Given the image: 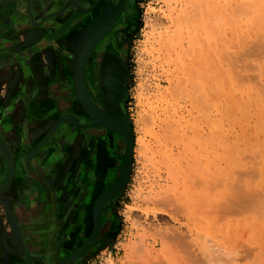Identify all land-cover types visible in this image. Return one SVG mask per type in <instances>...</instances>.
Returning a JSON list of instances; mask_svg holds the SVG:
<instances>
[{"label":"rangeland","instance_id":"obj_1","mask_svg":"<svg viewBox=\"0 0 264 264\" xmlns=\"http://www.w3.org/2000/svg\"><path fill=\"white\" fill-rule=\"evenodd\" d=\"M64 1L47 0V7L44 10L37 14L32 11L35 14V19L41 18L42 13L49 11L51 8H59ZM229 1L231 0H219V2L218 0H199V2L197 0H139L138 28L135 32L132 31L126 36L129 59L128 66L124 71V90L121 95L123 98L121 108L122 118L129 122L134 139L140 132L139 134L142 135L147 149L145 153L138 154L135 151L136 145L134 141L131 168L127 182L116 194L112 196L107 194L106 198L101 199L102 202L106 199L109 200H106L103 210L106 212L109 208L111 211L110 218L114 227L113 232L101 240L95 239V241H89L90 223L87 217L83 219L81 217L79 219L81 222L79 221L80 223L73 225L71 230L64 231L62 237L59 239V244L63 245L65 243L64 245L68 248L67 255L70 254V256L67 260L70 259L71 262L79 264H264V194L262 192L264 190V177H262L264 176V171L262 175L260 172L258 173L262 168L264 170V155H262L264 154V40L258 39L259 41H252L254 39L252 38L249 42L248 39L250 38H248L244 42L246 48L242 47V49L238 50L239 48L235 47L236 49H234L237 50L236 53L238 54L230 56L231 59L228 55H224L223 51H225V48L223 47L226 46L224 44L226 40L223 42L222 40L224 39H221L223 33L226 32L225 39H228V37L232 36L231 33L234 29L232 26L236 25L234 23L239 24L242 19V23L240 22L239 25L246 24V22L252 20L250 16L253 13L246 12L247 9L244 10L245 6L239 5V3H237L239 6L236 4L231 5L233 7L238 6L237 9L241 8L245 12L243 13L244 16H242L241 9L240 11L238 10L241 14V19H239L238 15L240 14L236 13L238 21L235 18L237 9L231 8L229 13L228 8L231 6L228 5L229 7L226 8L225 2L228 3ZM259 1L257 2L259 3ZM20 2L21 0H11L9 5L3 4L1 6L2 9H7L8 6L10 8L9 13H13L15 10L17 21L13 20V23L16 22L20 26L24 25V27L18 29L14 43L12 40L11 45L8 47L9 49L6 48L7 52L3 59H0V107L2 108V104L9 103L7 109L0 112V123L5 125V136H0V140L6 142L16 156L21 152V149L17 147L20 140L18 135V131L21 128L20 123H24L26 120L25 126L28 131L31 122L36 121L30 119V116H28L29 103L32 102L33 98L35 102L44 103L45 106L52 105L53 101H56L57 87L53 88L55 82L52 75L53 70L50 68L49 73H44L45 67H52L48 58L51 59L55 51L53 53L49 51L47 55H44V59L41 61L42 64H36V67L35 65L32 67V62H29L28 59H16V62H14L13 60L15 59H11V57L18 56L19 58H24L25 51H32L31 46L41 42V39L46 37L45 33L48 30L51 31L50 35L53 37L56 33L53 26L58 22L56 17L58 16L61 19L59 12L49 17L51 19L46 20V24L43 26L34 27L32 30L27 31L26 23H30L29 17L27 19L25 12L21 10ZM32 2V4H40L39 0ZM196 2L199 4L196 5ZM238 2L240 1L238 0ZM200 4L203 5L201 6ZM246 7H249V4ZM200 8L202 12H200ZM26 10L30 12L27 7ZM231 11H234V13L232 12L233 14H231ZM223 13L225 14V18ZM246 13L251 15L248 17ZM189 16L190 19L187 18ZM233 17L237 20L236 22H234ZM157 18H160V27L158 28H161V30L155 29L152 31L150 28L151 24L149 23L158 21ZM3 19L6 25H9L10 20H12L9 15H4ZM262 21L264 23V18ZM232 22H234V25H232ZM228 25L232 31L228 29ZM175 26L182 27L187 32L189 31L191 33L188 34L190 37L187 36V40H184L180 47L176 44L174 45V39L167 48H161L159 52L155 49L152 50L155 47V38L153 39V37L157 36L158 31H163L164 28L173 30ZM104 31L105 29L100 28L93 30L91 34V46L100 38ZM32 36L34 37L32 38ZM190 42H196L197 44L195 53H191L190 51L192 48ZM227 42L229 41L227 40ZM258 42L262 46L256 45ZM229 45H231V42ZM171 46L175 48L168 49ZM227 47L230 48L228 45ZM151 50L154 52H151ZM181 50L182 52L180 53L179 51ZM181 57L184 58L181 59ZM249 60L257 66L252 65ZM258 62L259 64H257ZM56 65L59 69L58 73L63 80L62 82H65L66 78L63 75L64 70L60 57L56 59ZM245 65L247 70L244 67ZM258 66L259 70L256 69ZM219 67L224 71H220ZM243 67L246 72L244 70V72L241 71ZM230 69H232L233 74H240L239 78L236 75L233 76L238 81H241V84H244H242L243 87L239 82L238 84L236 83L238 88L236 86L234 88V85L230 83ZM34 70L39 71V73H35ZM213 70L214 72H212ZM250 70L255 71L251 72ZM245 73L248 74L245 75ZM32 74H35V77L39 78L44 76L42 77L44 85H39L38 81L33 83L34 78ZM258 74L260 75L258 76ZM218 76L222 77L223 85L225 84L226 87H220L217 84ZM247 76L250 81L247 80ZM181 82H184V84H181ZM231 86H233L231 89L233 92L229 89ZM247 86L252 89L254 88L256 92L263 95V97L259 96L260 100H262L261 105H258L254 101L250 104L249 100L245 99ZM37 91L39 94L35 95ZM69 92L72 98L70 101H73L72 90L67 93L69 94ZM139 92H141L140 98L137 96ZM242 100L243 102L247 100L246 102L250 105H246V107H243L245 106L243 105L241 107L242 110L241 108L237 109L234 104H238L239 101V104H242ZM54 108L56 109V113L61 114L57 103ZM231 108L233 111L230 110ZM50 110L48 108L45 111L52 113ZM233 112L235 115H238L237 118L234 117L237 122L233 119V116L230 117L228 114H232ZM250 116L251 118H249ZM204 117L205 119L203 120ZM206 117L208 120H206ZM86 119L91 121L90 117ZM248 123L250 124L249 126ZM66 124V127L61 126L55 131L47 147L33 161L32 171L29 176L27 175L28 177H25L21 171V166L17 168L18 175L20 176L19 179H24L25 182L14 190H11L9 198L12 200L10 201L11 204L10 202L6 205H1L0 203V228L9 240L12 237L14 240H18V244H16L17 248L24 246L21 243V227L13 219V197L15 198L14 204H16L17 210L24 205H28L33 211L41 212L44 209V200L49 192H51L50 189L54 193L58 192L57 189L65 187L66 182L71 177L70 161L67 160L65 155L63 156L65 152L64 146L68 144L64 138L66 135L65 130L68 129V126L72 127V129L76 127L69 123ZM239 124L245 127V133L240 131L242 127ZM211 127L212 129L214 127L213 131L216 136L211 135L209 131ZM31 129L34 128L31 127ZM220 131L223 132V138H221L223 140L219 139L217 134ZM198 138H202L203 141ZM204 139L206 140L204 141ZM196 140L198 143L200 141L199 144L202 145L207 144L209 140L208 143L221 144V146L224 144V147L239 143L238 146L241 150L239 149L238 151V157L240 158L236 166L238 168L230 169V166H227V163H231V158L218 157L214 159L210 156L208 163L205 162L206 160L202 161L204 155H202V151L204 150L202 146H197ZM72 144H74V139L72 140ZM200 148H202V151ZM258 154L259 156H257ZM228 156L234 157L230 154ZM241 157H245V159H241ZM241 165L243 166L241 167ZM4 168L5 164L0 160V173ZM198 169L202 171H198ZM252 169L254 170L252 171ZM220 170L222 174L217 175ZM232 170L233 173L235 172L234 174ZM195 175L199 178L195 177ZM206 175L207 179L205 178ZM230 176H232V179ZM217 177H223L221 180L227 182V184L225 183L226 185H218V188L220 186V190L216 188L218 182L215 181ZM227 177L233 182L234 177L238 178H235L237 185H233V189L241 186V188L236 190L237 194L235 193L238 200L234 198V194L232 195L233 201L235 199L233 203L230 193H234L235 191L233 192V189L229 187L230 180ZM204 178L205 182L202 183L200 180L203 181ZM220 178L217 181H220ZM248 179L253 183L250 182L251 189L253 190H250L252 197L249 193L245 194L246 191L244 190V194L242 193L243 186L245 190L249 187L250 183ZM238 181H244L245 183H238ZM261 182L262 184H260ZM220 184L222 183L220 182ZM48 187L50 189H47ZM66 187L68 186L66 185ZM105 189L107 188H104L98 195L103 194ZM238 193H241V196ZM257 196L259 197L258 202L256 200ZM220 202L222 203L220 204ZM217 204L220 205L217 206ZM261 204L262 207L260 206ZM202 208L208 212L211 210L213 214L203 212ZM219 208L221 209L219 210ZM231 208L233 209L230 210ZM221 210L223 211L221 212ZM256 217L258 218L257 220ZM234 228L236 229L235 231ZM232 232H235V236ZM13 258V260H16V262L13 261V264H32L35 260L32 255H26L25 247L23 250H19L18 255L13 254ZM9 261L2 260L0 264H11Z\"/></svg>","mask_w":264,"mask_h":264},{"label":"flooded vegetation","instance_id":"obj_2","mask_svg":"<svg viewBox=\"0 0 264 264\" xmlns=\"http://www.w3.org/2000/svg\"><path fill=\"white\" fill-rule=\"evenodd\" d=\"M10 1L11 0H0V59H3L7 52L6 48L11 45L12 40L14 43L18 29L24 27V25L20 26L16 22L13 23V20H16L15 10L13 13H9L10 8L8 6L7 9L1 8L3 4L9 5ZM32 1L34 0H31V2ZM39 1L41 4L44 0ZM68 1L70 0H65L59 8H51L41 15V18H43L48 15L50 11H57L59 9L61 19H59L58 16L56 17L58 22L53 26L54 31H56L53 37L50 35L51 31L48 30L47 33H45L46 37L42 38L41 42L31 46L32 51H25L24 58H19L18 56L11 57V59H15L13 60L14 62H16V59L29 60L39 59V57L40 59H44V55H47L49 51H52V53L55 51L53 53L54 56L51 58L52 67H45L44 73L46 74L49 73V70H53L52 75L55 81L53 88L55 86L57 87L56 103L61 110V114L64 112V109H66L76 117L78 122L87 126L86 129H80L76 126L75 129H72V127L70 128V126H68V129L65 130L66 135L64 139L65 141L67 140L68 144L64 146L65 152L63 156L65 155L71 164V177L69 181L66 182L68 187H66V185L62 187V189L59 187L56 193L48 187L47 189H50L51 192H49L48 196L45 198L44 209L41 212L33 211L28 205H24L17 210L16 204H14L15 198L13 197V219L16 223H19L21 227V243H23L25 247L26 255H32L35 259L32 264H79L77 262H71L70 259L67 260L70 256V254L67 255L68 248L64 245L65 243L63 245L59 244V239L62 237L64 231L71 230L73 225L80 223L81 221L79 219L81 217V219L87 217L89 220V241H95V239L101 240L103 237L113 232L114 227L111 223L110 209L108 208L106 212L102 209L100 213L101 228L95 232L91 208L94 201L100 197L98 194L104 188H107L116 177L118 169H120L121 163L123 162L125 149L124 140L120 136L103 127H93L92 118L91 121L87 120L86 118L89 117L75 110L72 105L73 101L70 104L72 98L70 92L69 94L67 93V87L70 89L71 86L69 80L71 76L73 51L82 39H84L85 31L89 30L90 32L88 34L91 37L94 29H105L100 38L88 48L89 55L85 65L84 78H86L85 82H87L86 84L91 98L104 113L110 116L123 117L121 108V101L123 98L121 95L124 90V71L128 66L129 59L126 36L132 31L135 32L138 28L137 21L140 2L139 0H130L124 7H119L116 5L117 0H78L85 10L81 11V9L77 8L74 4L63 8ZM32 3L30 12H35L33 7L38 8L40 4L36 5ZM20 5L21 10L25 12L26 18L28 19L29 12L26 10L27 6L24 0H21ZM46 5L47 1L42 8L39 6V10L36 12L38 13L44 10L47 7ZM4 15H9L11 17L12 20H10L9 25L3 22ZM48 19L51 18H45L41 26L46 24V20ZM26 24L28 28L27 31L34 28V26H30L32 24L28 22ZM4 40H9L11 42L3 45ZM58 57L61 59L64 70L63 75H65V83L67 86H65L64 82L62 83L63 80L58 73L59 69L56 65V59ZM109 69L113 70V74L118 78L120 88L114 101H108L106 89L103 86V81ZM83 117L84 119H82ZM61 126L66 127L67 124L65 123ZM73 139L74 144H72ZM0 142L2 141L0 140ZM104 157H106L105 160H108H106L108 165H106L105 169H107V171L105 172H103V168H101L104 166L103 163H101ZM19 166H21V171L24 173L25 177L27 175L29 176L31 173V171L25 170L15 157V168L11 184L13 185V190L25 182L24 179H19L20 176L17 170ZM5 173L6 167L0 173V177L3 178V176L6 175ZM3 182L4 180H1L0 185ZM11 187L12 186H10L7 193L3 194L2 197L0 196L1 204H6V199L7 202L12 201L9 199ZM17 241L13 238L9 240L8 237L3 235L0 228V263H2V260H10L11 264H13V261L16 262V260H13V254L18 255L19 250L24 249V247L17 248Z\"/></svg>","mask_w":264,"mask_h":264},{"label":"bare ground","instance_id":"obj_3","mask_svg":"<svg viewBox=\"0 0 264 264\" xmlns=\"http://www.w3.org/2000/svg\"><path fill=\"white\" fill-rule=\"evenodd\" d=\"M3 1H8V0H3ZM46 1L47 0H44V1H42L41 2V4L39 5L41 8H42V6H44V4L46 3ZM130 0H117V3H116V5L117 6H119V7H124L128 2H129ZM191 1V0H190ZM198 2H199V0H197ZM240 2H238V0H231V1H229L228 3L227 2H225V5H226V8L227 7H229L228 5H233V4H236V5H238L237 3H239V5H241V6H245V8H244V10L245 9H247L246 10V12H249V13H252V15L254 16V14H255V16H254V18H253V16L251 15V14H248V13H246V15L248 14V17L250 16V18L252 19L251 21H248V22H246V24H243V25H239L240 24V22L242 21V19H241V14L238 12V10L240 11V9H237V7L239 6H237V7H233V6H231V7H229L228 8V11H229V13H230V10H231V8L232 9H237V12H235V14L236 13H239L240 15H238L240 18L239 19H241V21L239 22V24L238 23H234V22H236L237 20H238V18H237V14H236V17L235 18H237V20H235V18H234V22H232V25H234V24H236L235 26H232V27H234V29H233V31L231 30V28H230V24L228 23L229 22V20H228V29H230L231 31H232V33H231V37H228V39H225V34H226V32L225 33H223V37L221 38V39H224V40H222L223 42H224V44L226 45L225 47H223V48H225V51H223L224 52V55H228L229 56V58H230V56H232V55H235V54H238V53H236L237 52V50H235L236 48L235 47H237V48H239L238 50H240V49H242V47L243 48H246L245 47V40H247L248 38H250V39H248L249 40V42L252 40V38H254L252 41H254V40H256V41H259V40H264V23H263V21H262V19L264 18V0H260V1H262V2H260L259 0H257V1H259V3L256 1V0H239ZM241 1H242V3H241ZM255 2V3H253V2ZM24 2L26 3V6H27V8H28V10L30 11L31 10V0H24ZM109 2V1H108ZM198 2H196L195 4L196 5H198L199 3ZM218 2H219V0H218ZM252 2V3H251ZM189 3V2H188ZM241 3V4H240ZM75 5V6H77V8H79V9H81V11H85L84 10V7L77 1V0H70V1H68L67 2V4L63 7V8H65V7H67V6H71V5ZM248 4H249V7H246V5L248 6ZM250 4H252V5H250ZM201 6L203 5V4H200ZM225 5L223 4V6H224V8H225ZM39 6H38V8L36 7H33V9H35V12L34 13H37L36 11H38L39 10ZM185 6H186V4H185ZM195 6V5H194ZM222 6V7H223ZM242 7V8H243ZM189 8V7H188ZM196 8V7H195ZM211 8V7H210ZM223 8V9H224ZM221 9V8H220ZM62 10V9H61ZM188 10V9H187ZM207 10V9H206ZM191 11V10H190ZM236 11V10H235ZM188 12V11H187ZM200 12H202V10H201V8H200ZM220 12V11H219ZM222 12V11H221ZM234 13V11H231V14H233ZM241 13H242V16H244V14L243 13H245V12H243V10L241 9V11H240ZM32 11L31 12H29V21H30V23L34 26V27H38V26H41V24L45 21V18L48 16V17H51V16H53L54 14L56 15V14H58L59 13V11H56V10H54V11H50V14L49 15H47V16H42L43 18H40L39 20H36L35 19V14H34ZM197 13V12H196ZM224 14V13H223ZM225 14H227L226 12H225ZM225 14H224V18H225ZM235 14H234V16H235ZM189 15V14H188ZM192 15V14H191ZM204 15V14H203ZM205 15H206V13H205ZM262 15H263V17H262ZM233 16V15H232ZM211 17V16H210ZM247 17V16H246ZM188 19H190V16L189 17H187ZM204 18V17H203ZM230 18H231V16H230ZM158 19V18H157ZM160 19V18H159ZM159 19H158V21L156 20L155 22H153V23H149V24H151V30L153 31V30H161V28H158V27H160V21H159ZM212 19V18H211ZM244 19V18H243ZM246 19V18H245ZM187 21V20H186ZM189 21V20H188ZM239 21V20H238ZM210 22H212V21H210ZM231 22V21H230ZM234 23V24H233ZM242 23V22H241ZM243 23H244V20H243ZM226 24V23H225ZM94 25V24H93ZM179 26V25H178ZM157 27V28H156ZM222 27H223V25H222ZM93 28V27H92ZM218 29V28H217ZM37 30V29H36ZM88 30V29H87ZM225 30V29H224ZM221 31V30H220ZM90 31L88 30V31H85V35H84V39L87 37V39L90 37V35L88 34ZM221 33V32H220ZM151 34L153 35V33L151 32ZM188 34H191L189 31L187 32L184 28H182V27H177V26H175V29H173V30H171L170 28H164V30L163 31H158V33H157V36L155 37H153V39L155 38V47H153L152 48V50L153 49H155V50H157V52H159L160 50H161V48H167L168 47V45L175 39V43H174V45L176 44L177 46H179L180 47V45L181 44H183V42H184V40H187V36H189ZM147 36V35H146ZM230 36V35H229ZM34 36H32V38H33ZM190 37V36H189ZM261 38H263V39H261ZM84 39H82V41L78 44V46L75 48V50L73 51L74 53H73V57H72V69H71V76H70V80H69V82H70V89H69V87H67L68 88V90H67V92L68 91H70V90H72V95H73V102L72 101H70V104H71V102H72V105H73V107L75 108V110H77V111H79V113H82L84 116H86V117H90V119L92 118V126L94 127H96V126H99V127H103L104 129H107V130H109V131H112V132H114V133H116L118 136H120L123 140H124V147H125V149H124V156H123V162L121 163L122 165L120 166V169H118V172H117V175H116V177L114 178V180H113V182L109 185V186H111V185H114L115 183H116V181H117V179H118V177H119V175H120V173H121V171H122V169H123V166H124V163H125V157H126V152H127V149H128V151H129V157H130V159H129V165H128V170H127V175H126V177H125V179L123 180V182L121 183V185H120V187L117 189L118 191L119 190H121L122 189V187H123V185L127 182V179H128V176H129V172H130V168H131V162H132V154H133V149H134V141H135V145H136V147H135V151L136 152H138V154H142V153H145V150L147 149L146 148V144H145V142H144V139H143V137H142V135H140L139 133H138V136L134 139V136H133V132H132V128H131V126H130V124H128L127 122H126V120L125 119H123V118H121V117H119V116H110V115H108V114H106V113H104V111L93 101V99L91 98V95H90V93H89V90H88V87H87V82H85V79L86 78H84V70H85V65H86V62H87V58H88V55H89V53H88V48L86 49V47H87V45H85V44H83L82 45V42H83V40ZM193 39V38H192ZM231 41H230V40ZM259 39V40H258ZM227 40L229 41V42H227ZM86 41V40H85ZM88 41V40H87ZM11 41H9V40H4V42H3V45H5V44H7V43H10ZM154 42V41H153ZM192 42V41H191ZM190 42V43H191ZM197 42V41H196ZM196 42H193V43H191V47L193 48H191L190 49V45H189V49H190V51H191V53L193 52V53H195L196 52V47H197V44H196ZM227 42V43H226ZM230 42H231V45H229L230 44ZM78 43V42H77ZM222 43V42H221ZM229 43V44H228ZM261 43H263L262 41H261ZM260 42H258V43H256V45H258L259 47L260 46H262V44H261ZM151 44H153V43H151ZM153 44V45H154ZM173 44V43H172ZM223 43H222V45H224ZM264 44V43H263ZM85 45V46H84ZM173 45V46H174ZM227 45L228 46H230V48L229 47H227ZM248 45V44H247ZM76 46V45H75ZM173 46H171V47H169L168 49H170V48H172ZM232 46H233V49H232ZM250 47H252V46H250ZM175 47H173L172 49H174ZM181 48H183L182 46H181ZM264 48V47H263ZM151 49V48H150ZM171 49V50H172ZM254 49V48H253ZM151 50V52H154V51H152ZM183 50V49H182ZM182 50L181 51H179L180 53L182 52ZM184 50H185V48H184ZM229 50V51H228ZM233 50V51H232ZM249 50V49H248ZM264 50V49H263ZM166 51V50H165ZM169 51V50H168ZM175 51H176V49H175ZM255 51H257V50H255ZM150 52V51H149ZM167 52V51H166ZM177 52V51H176ZM220 52H222V50H220ZM170 53V52H169ZM227 53V54H226ZM183 54H185V53H183ZM241 54V53H240ZM175 55V54H174ZM214 55V54H213ZM220 55H221V53H220ZM263 55V54H262ZM176 56H177V54H176ZM175 56V57H176ZM245 56V55H244ZM244 56H243V58H244ZM46 57V56H45ZM222 57H224V56H222ZM235 57V56H234ZM233 57V58H234ZM44 58V57H43ZM162 58V57H161ZM184 58V57H183ZM182 57H181V59H183ZM229 58H226V59H229ZM241 58V57H240ZM47 59V58H46ZM177 59V58H176ZM180 59V60H181ZM231 59V58H230ZM237 59H238V57H237ZM251 59V58H250ZM263 59H264V55H263ZM48 60H49V62L51 63V59H49L48 58ZM75 60H76V64H75ZM202 60V59H201ZM234 60V59H233ZM243 61V60H242ZM253 61V60H252ZM255 61V60H254ZM258 61V60H257ZM262 61V60H261ZM187 62V61H186ZM203 62V61H202ZM219 62V61H218ZM246 62H247V60H246ZM246 62L244 61V63L246 64ZM249 62H251V60H249ZM256 62V61H255ZM176 63H177V61H176ZM207 63V62H206ZM220 63V62H219ZM244 63H243V65H244ZM252 63V65H256V64H254V62H251ZM161 64V63H160ZM178 64V63H177ZM208 64V63H207ZM239 64V63H238ZM257 64H259V62L257 63ZM202 65V64H201ZM205 65V64H204ZM230 65V64H229ZM239 66V65H238ZM257 66V65H256ZM206 67V66H205ZM204 67V68H205ZM242 67V66H241ZM245 67V69L247 70V68H246V65L244 66ZM244 67H243V69L241 70V71H245L246 72V70L244 69ZM180 68V67H179ZM208 68V67H207ZM206 68V69H207ZM201 69V68H200ZM205 69V70H206ZM215 69V68H214ZM219 69H220V67H219ZM229 69V68H228ZM255 69V68H254ZM256 69H258L259 70V66L258 67H256ZM79 70L80 71H82V82H83V85H77L76 84V82H75V74H76V77H77V71L79 72ZM222 69H220V71H221ZM251 70H252V68H251ZM250 70V71H251ZM264 70V69H263ZM210 71H211V69H210ZM219 71V70H218ZM222 71H224V70H222ZM240 71V72H241ZM243 71V72H244ZM249 71V72H250ZM255 71V70H254ZM254 71H251V72H254ZM257 71V70H256ZM197 72H199V71H197ZM212 72H214V70L212 71ZM230 72H231V74H230ZM233 71H232V69H230L229 70V75H230V83L231 84H233L234 85V88H235V86H236V88H238V86H237V84H238V82L240 83V85H242L241 84V81H238V79H235V76H233V75H236V74H233L232 73ZM248 72V73H249ZM259 72H261V71H259ZM191 73V72H190ZM201 73H203L202 71H201ZM221 73V72H220ZM248 73H245V75H247ZM262 73V72H261ZM200 74V73H199ZM208 74V73H207ZM224 74V73H223ZM264 74V73H263ZM164 75V74H163ZM194 75V74H193ZM202 75V74H201ZM217 75H219V74H217ZM240 75V74H239ZM239 75H236L237 77L239 76ZM244 75V74H243ZM244 75V76H245ZM251 75V74H250ZM260 74H258V76H259ZM167 76V75H166ZM174 77V76H173ZM205 77V76H204ZM212 78H214L213 76H211ZM243 77V76H242ZM16 78V77H15ZM206 78V77H205ZM224 78H225V76H224ZM239 78V77H238ZM257 79V78H256ZM182 80V79H181ZM247 80H248V76H247ZM248 81H250V80H248ZM227 82V81H226ZM247 82V81H246ZM263 82V81H262ZM63 83V82H62ZM174 83V82H173ZM180 83V82H179ZM208 83V82H207ZM225 83V82H224ZM237 83V84H236ZM252 83H253V81H252ZM64 84H65V86H67L66 85V83L64 82ZM181 84H184V82H181ZM217 84H219V86L221 87V86H225V84L223 85V79H222V77H220V76H218V78H217ZM227 84H229V83H227ZM246 84V83H245ZM213 85V84H212ZM230 85V84H229ZM239 85V86H240ZM244 85V84H243ZM243 85H242V87H243ZM103 86L105 87V89H106V95H107V98H108V101H114L115 100V98H116V96H117V93L119 92V90H120V88H119V84H118V78L113 74V70H108V72H107V75L105 76V79H104V81H103ZM141 86V85H140ZM175 86H177V85H175ZM174 86V87H175ZM249 86V85H248ZM246 87L247 88V90H246V93H245V99H247V100H249V102H250V104H252V101H254L255 103H257L258 105L260 104L261 105V101L262 100H260V97H263V95L261 94L260 95V93H258V92H256L255 91V89L253 88H250V87ZM218 87V86H217ZM226 87V86H225ZM232 87L233 86H231L229 89H230V91L231 92H233L231 89H232ZM245 87V86H244ZM72 88V89H71ZM256 88V87H255ZM216 89V88H215ZM220 89V88H219ZM245 89V88H244ZM249 89V90H248ZM184 90V89H183ZM218 91V90H217ZM245 91V90H244ZM179 92V91H178ZM219 92H220V90H219ZM238 92V91H237ZM241 92V91H240ZM230 93V92H229ZM237 94V93H236ZM242 94V93H241ZM241 94H238V95H241ZM263 94H264V92H263ZM216 95V94H215ZM219 95V94H218ZM230 95H231V93H230ZM85 96L87 97V99L89 100V101H91V103L93 104V107L94 108H90V109H88L87 107H86V105H85V103L87 102L86 101V98H85ZM139 98L141 97V92H139L138 93V95H137ZM225 96V95H224ZM229 96V95H228ZM236 96V95H235ZM248 96V97H247ZM260 96V97H259ZM234 97V96H233ZM247 97V98H246ZM203 98H204V96H203ZM240 98V97H239ZM49 99V98H48ZM223 99V98H222ZM246 100V101H247ZM212 101V100H211ZM238 101V100H237ZM241 101V100H240ZM240 101H239V103H240ZM245 101V100H244ZM243 102V100H242V104H234V105H236V108L237 109H240L243 105H245V106H243V107H246V105L248 106V105H250L249 103H247V102ZM84 102V103H83ZM210 102V101H209ZM216 102V101H215ZM231 102V101H230ZM253 102V103H254ZM207 103V102H206ZM217 103V102H216ZM254 103V104H255ZM217 104H219V103H217ZM232 104V103H231ZM55 105H56V101L54 100L53 101V104L52 105H46V109H48V108H50L51 110V112L52 113H50V112H46L45 111V113H44V110H46V109H40V108H42V107H44V106H38V105H35V103H33V104H31L29 107H28V116H30V119H32V120H36V121H32L31 122V126H29V129H28V131H27V127L25 126V121H24V123H23V125H22V128H21V130L23 131V133H24V135L28 138V139H30V142L33 144H31V145H29V146H31V147H29V146H26V149L25 150H23L22 152H21V155L20 156H15L14 154H12V156H13V161H14V168H15V157H16V159H18V163L19 164H21L24 168H25V170H27V171H32V165H33V157H34V155L36 154V152L38 151V149L42 146V145H44V143H46V141L55 133V131L57 130V128L59 127V126H61V125H63V124H65V123H69V124H72V125H74V126H76V127H78V128H80V129H86V125H84V124H82V123H80V122H78L77 120H76V117L73 115V114H71L68 110H66V111H64L62 114H59V113H56V109L54 108L55 107ZM174 106V105H173ZM252 106V105H251ZM232 107V106H231ZM254 107V106H253ZM235 108V109H236ZM261 109V108H260ZM23 110V109H22ZM230 110H232V108L230 109ZM229 110V111H230ZM241 110H242V108H241ZM204 111V110H203ZM227 111H228V109H227ZM226 111V112H227ZM233 111V110H232ZM255 111V110H254ZM209 112V111H208ZM207 112V113H208ZM249 112V111H248ZM231 113V112H230ZM230 113H228L229 114V116L230 117H232L233 116V119H234V117H236L237 118V114L235 115V113L233 114H230ZM237 113V112H236ZM247 113V112H246ZM250 113V112H249ZM264 113V112H263ZM209 114V113H208ZM220 114V113H219ZM259 114V113H258ZM242 115V114H241ZM27 116V115H26ZM204 116V115H203ZM224 116H226V114H224ZM247 116H249L248 114H247ZM46 117V118H45ZM208 117V116H207ZM206 117V118H207ZM45 118V119H44ZM151 118V117H150ZM162 118V117H161ZM209 118V117H208ZM208 118L206 119V120H208ZM235 118V119H236ZM242 118V117H241ZM248 118V117H247ZM249 118H251V116L249 117ZM248 118V119H249ZM81 119V118H80ZM82 119H84V117L82 118ZM205 119V117L203 118V120ZM226 119V118H225ZM234 119V120H235ZM240 120H242V119H240ZM245 120V119H244ZM111 122V123H106V122ZM236 122H237V120H235ZM243 121V120H242ZM241 121V122H242ZM197 122V121H196ZM204 122V121H203ZM239 122V121H238ZM257 122V121H256ZM136 123H137V121H136ZM235 123V122H234ZM233 123V124H234ZM238 124V123H237ZM222 125V124H221ZM250 124L248 123V126H249ZM112 126V127H111ZM211 126V125H210ZM238 126V125H237ZM239 126H240V124H239ZM31 127H33L34 129H31ZM115 127V128H114ZM171 127V126H170ZM232 127V126H231ZM240 127H242V130H240L241 132H244L245 133V127L242 125V126H240ZM244 127V128H243ZM143 128V127H142ZM179 129V128H178ZM175 130V129H174ZM214 130V127H213V129H212V127H211V130H209L210 131V133H211V135H215L216 136V134H215V132L213 131ZM237 130V129H236ZM239 130V129H238ZM145 131V130H144ZM172 132V131H171ZM222 131H220L219 133H217L218 134V136H219V139H221V138H223V132L221 133ZM141 133H144V132H141ZM244 133H243V135H244ZM186 134V133H185ZM19 135V134H18ZM203 137H204V135H203ZM213 138V137H212ZM246 138V137H245ZM199 140H202V138L200 139V138H198ZM206 139H204V141H205ZM218 140V139H217ZM221 140H223V139H221ZM243 140V139H242ZM12 141V140H11ZM203 141V140H202ZM209 141V140H208ZM208 141H207V144H199L200 143V141H199V143L197 142V140H196V142H197V146L198 145H200V147L202 146V148H203V150L204 151H202L201 149L202 148H200V150L203 152L202 153V155H203V159H202V161L204 160H206L205 162H207L208 163V160H209V158H210V156H212L214 159L215 158H218V157H224V158H231L232 159V161H231V163H227V166H230V169H232V168H238V167H236L237 166V164H238V161H240V158L238 157V151H239V146H238V144L237 143H234L233 145H231V146H226V147H224L223 145L224 144H222V146H221V144L220 145H217V144H213V143H208ZM60 142V141H59ZM223 142V141H222ZM236 142H237V140H236ZM262 142V141H261ZM264 142V141H263ZM39 143V144H38ZM195 143V142H194ZM202 143V142H201ZM206 143V142H205ZM231 144V143H230ZM224 147V148H223ZM231 147V148H230ZM165 148V147H164ZM263 148H264V145H263ZM169 149H171V148H169ZM241 150V149H240ZM99 151V150H98ZM258 151V150H257ZM198 152V151H197ZM261 152V151H260ZM262 152H263V150H262ZM240 153V152H239ZM257 153V152H256ZM264 153V152H263ZM228 154H230V155H233L234 157H229L228 156ZM253 154V153H252ZM105 155V154H104ZM107 155V154H106ZM240 155V154H239ZM262 155H264V154H262ZM158 156V155H157ZM257 156H259V154L257 155ZM246 157V156H245ZM245 157H241V159L242 158H244L245 159ZM247 157H248V155H247ZM100 158V157H99ZM105 158L106 157H104L103 159H102V161L103 162H101V163H103V165L104 166H102L101 168H103V172H105V171H107V169H105L106 168V165H108L107 163L108 162H106V160H105ZM174 158V157H173ZM200 158H202V157H200ZM237 158H239V159H237ZM256 158V157H255ZM1 159H3L4 160V157L2 156V155H0V160ZM167 159V158H166ZM196 159V158H195ZM248 159H249V157H248ZM261 159V158H260ZM108 161V160H107ZM196 161H198V159H196ZM171 163V162H170ZM219 163V162H218ZM240 164H241V162H239ZM263 164V163H262ZM178 165V164H177ZM191 165H192V162H191ZM101 166V165H100ZM99 166V167H100ZM172 166V165H171ZM243 165H241V167H242ZM181 167V166H180ZM200 167H202V166H200ZM100 168V169H101ZM207 168V167H206ZM245 168V167H244ZM250 168H251V166H250ZM99 169V170H100ZM200 169V168H199ZM198 169V171H202V170H199ZM202 169V168H201ZM98 170V171H99ZM190 170V169H189ZM197 170V169H196ZM243 170V169H242ZM254 169H252V171H253ZM7 171H8V169H7V167H6V175H4L3 176V178L2 177H0V181L1 180H5V178H6V176H7ZM229 171V170H228ZM236 171V170H235ZM247 171V170H246ZM264 170H263V168L260 170V171H258V173L260 172L261 173V175H262V172H263ZM188 172H190V171H188ZM222 172H223V170H222ZM232 173H233V170H232ZM235 173V172H234ZM233 173V174H234ZM241 173V172H240ZM257 173V172H256ZM264 173V172H263ZM189 174V173H188ZM219 174H222L221 173V170L219 171V173L217 174V175H219ZM225 174V173H224ZM187 175V174H186ZM192 175V174H191ZM203 175V174H202ZM205 175V174H204ZM190 176V175H189ZM188 176V177H189ZM193 176V175H192ZM235 176V175H234ZM253 176V175H252ZM5 177V178H4ZM195 177H197L196 175H195ZM207 177V175L205 176V178ZM208 177H209V175H208ZM211 177V176H210ZM214 177V176H213ZM221 177V176H220ZM220 177H217V180H219V178ZM232 176H230V178H231ZM242 178H243V176H241ZM262 177H264V176H262ZM194 178V177H193ZM197 178H199V177H197ZM205 178L203 179V181L202 180H200L202 183L203 182H205L204 180H205ZM223 178V177H222ZM222 178H220V181H215V182H218L217 184H216V188H218V185H220V186H222L223 184H227V182H224V180H221ZM235 178L236 177H234L233 178V180H234V182L231 180V179H229L228 177H227V179L228 180H230V188H232V186L234 185L235 186ZM240 178V177H239ZM258 178V177H257ZM188 179V178H187ZM207 179V178H206ZM214 179V178H213ZM236 179H238V178H236ZM247 180V179H246ZM245 180V181H246ZM257 180V179H256ZM13 181V180H12ZM188 181H190L189 179H188ZM207 181V180H206ZM227 181V180H226ZM237 181V180H236ZM211 182V181H210ZM220 182L222 183V184H220ZM224 182V183H223ZM242 182V181H241ZM241 182H239L238 181V183H241ZM248 182L250 183L251 181H249V179H248ZM259 182V181H258ZM197 183V182H196ZM214 183V182H213ZM231 183H234V184H232L231 185ZM242 183H245L244 181L242 182ZM252 183V182H251ZM251 183L249 184V187H248V185H247V187L248 188H250V189H248L247 188V190H245V187L243 186V188L244 189H242V193H243V190L244 191H246L245 192V194L247 193H249L250 195H251V191H253L252 189H251ZM264 183V182H263ZM11 184H12V182H11ZM11 184L7 187V189H4L3 191H1L0 192V196L2 197L3 196V194H5V193H7V191L9 190V188H10V186H11ZM225 184V185H226ZM253 184V183H252ZM260 184H262V182L260 183ZM100 185V184H99ZM215 185V184H214ZM237 185V184H236ZM246 185V184H245ZM108 186V187H109ZM175 186V185H174ZM211 186H213V185H211ZM210 186V187H211ZM220 186H219V188L217 189V190H220ZM233 186V187H234ZM239 186V185H238ZM252 186H254V185H252ZM261 186V185H260ZM264 186V185H263ZM107 187V188H108ZM210 187H209V189H210ZM214 188H215V186L213 187V191H214ZM238 188H241V186H239ZM237 188V189H238ZM257 188H259L258 186H257ZM208 189V188H207ZM233 189V188H232ZM231 189V190H232ZM237 189H233L232 191L234 192V193H230L231 194V196L230 197H232V203L235 201V199H237V196L235 195V193H236V190ZM212 190V189H211ZM210 190V192H212ZM227 190V189H226ZM249 190V191H248ZM251 190V191H250ZM255 190V189H254ZM259 190H261L260 188H259ZM168 191V190H167ZM188 191V190H187ZM241 192V191H240ZM257 192H258V190H257ZM261 192V191H260ZM263 192V194H264V190L262 191ZM261 192V193H262ZM234 194V195H233ZM237 194V193H236ZM240 194V195H239ZM244 194V193H243ZM254 194H255V191H254ZM258 194V193H257ZM263 194H262V196H263ZM110 195V194H109ZM229 195V194H228ZM228 195H227V197H228ZM234 196V201H233V196ZM238 195L239 196H241V193H238ZM261 195V194H260ZM259 195V196H260ZM190 196V195H189ZM208 196V195H207ZM236 196V197H235ZM247 196V195H246ZM251 197H252V195H251ZM255 197V196H254ZM261 197V196H260ZM213 198V197H212ZM211 198V199H212ZM243 198V197H242ZM248 198V197H247ZM250 198V197H249ZM264 198V197H263ZM3 199V198H2ZM184 199V198H183ZM230 199V198H229ZM241 199V198H240ZM259 199V197L257 196V198H256V200H257V202L259 201L258 200ZM107 200V199H106ZM106 200L105 201H103L102 202V200H101V198L99 197L98 199H96L95 201H94V203L92 204V208H91V216H92V222H93V228H94V230H95V232H97L101 227V224H100V213H101V211H102V209H103V205L105 204V202H106ZM227 200V199H226ZM238 200V199H237ZM236 200V201H237ZM10 201V200H9ZM107 201H109V200H107ZM188 201V200H187ZM198 201V200H197ZM251 201V200H250ZM255 201V200H254ZM1 202V201H0ZM2 202H5V201H2ZM224 202V201H223ZM225 202H229V201H225ZM248 202V201H247ZM203 203V202H202ZM219 203V202H218ZM222 202H220V204H221ZM254 203H256V202H254ZM6 204H8V202H7V199H6ZM5 204V205H6ZM219 204V205H220ZM224 204V203H223ZM2 205V204H1ZM213 205V204H212ZM218 204H217V206H219ZM226 205H228L227 203H226ZM235 205V204H234ZM237 205V204H236ZM240 205V204H239ZM4 206V205H3ZM223 206V205H222ZM231 206V205H230ZM256 206V205H255ZM261 207H262V204L260 205ZM213 208H214V206H212ZM228 207V206H227ZM226 207V208H227ZM233 207V206H232ZM252 207V206H251ZM260 207V208H261ZM206 208V207H205ZM213 208H212V210H213ZM217 208V207H216ZM215 208V209H216ZM237 208V207H236ZM254 208V207H253ZM258 208V207H257ZM208 209H210V208H208ZM207 209V210H208ZM221 208H219V210H220ZM233 208H231L230 210H232ZM245 209V208H244ZM249 209V208H248ZM262 209V208H261ZM261 209H260V211H261ZM129 210H131V208H129ZM197 210H198V208H197ZM202 210H203V212H208V211H204V208H202ZM217 210H218V208H217ZM225 210V209H224ZM228 210H229V208H228ZM240 210V209H239ZM132 211V210H131ZM130 211V212H131ZM198 211H200V210H198ZM223 210H221V212H222ZM249 211V210H248ZM194 212V211H193ZM210 212V213H209ZM208 213L209 214H211L212 213V211L210 210ZM226 212V211H225ZM247 212V211H246ZM253 212V211H252ZM201 214H203L202 212H200ZM207 213V214H208ZM245 213V212H244ZM198 214H199V212H198ZM200 214V215H201ZM213 214V213H212ZM224 214V213H223ZM228 214V213H227ZM240 214V213H239ZM254 214H255V212H254ZM221 215V214H220ZM224 215H226V214H224ZM234 215V214H233ZM256 215H257V213H256ZM194 216V215H193ZM208 216V215H207ZM210 216V215H209ZM222 216V215H221ZM229 216H231V215H229ZM250 216V215H249ZM261 216V215H260ZM101 217H102V215H101ZM226 217V216H225ZM222 218H223V216H222ZM227 218V217H226ZM247 219V218H246ZM251 219H252V217H251ZM258 218L256 217V220H257ZM250 220V219H249ZM206 222V221H205ZM231 223V222H230ZM12 225H13V223H11ZM214 224V223H213ZM217 224H218V222H217ZM248 226V225H247ZM233 229V228H232ZM222 230V229H221ZM236 229L234 228V231H235ZM225 231H226V229H225ZM233 231V230H232ZM214 232V231H213ZM221 233V232H220ZM233 233V232H232ZM236 233H237V231H236ZM212 234V233H211ZM227 234V233H226ZM230 234V233H229ZM234 234V236H235V232L233 233ZM239 234V233H238ZM4 235V234H3ZM94 235H95V233H94ZM213 235V234H212ZM219 235V234H218ZM237 235V234H236ZM13 238V237H12ZM222 238H224V237H222ZM230 238V237H229ZM236 238V237H235ZM237 239V238H236ZM235 239V240H236ZM223 241V240H222ZM232 242H233V240H231ZM227 242V241H226ZM236 242H237V240H236ZM239 242V241H238ZM251 244V243H250ZM8 246V245H7ZM6 247V246H5ZM215 247V246H214ZM213 247V248H214ZM234 247V246H233ZM237 247V246H236ZM235 247V248H236ZM237 249V248H236ZM251 249V248H250ZM2 250V249H1ZM208 250V249H207ZM203 251V250H202ZM14 253V252H13ZM252 254H253V252H252ZM208 255V254H207ZM263 256V255H262ZM203 257V256H202ZM208 257V256H207ZM227 259V258H226ZM254 259V258H253ZM235 261V260H234ZM234 261H232V262H234ZM10 262V261H9ZM60 264V263H59ZM217 264V263H216Z\"/></svg>","mask_w":264,"mask_h":264},{"label":"water","instance_id":"obj_4","mask_svg":"<svg viewBox=\"0 0 264 264\" xmlns=\"http://www.w3.org/2000/svg\"><path fill=\"white\" fill-rule=\"evenodd\" d=\"M92 30V29H91ZM86 40V41H85ZM87 40H89V42L87 41ZM86 42H88V45H87V43L85 44ZM90 42H91V37H90V39L88 38L87 39V37L83 40V42H82V45L83 44H85V45H87V47H86V49L87 48H90L91 47V44H90ZM84 45V46H85ZM35 60H39V59H35ZM75 64H76V60H75ZM35 65V67H36V63H34V62H32L31 63V66L33 67ZM39 66V65H38ZM32 76H33V83H36L37 81H38V83H39V85H41V86H43L44 85V83H43V81H42V77H44V76H41L40 78L39 77H35L36 75L35 74H32ZM75 82H76V84L78 85H83V82H82V71H80L79 70V72L77 71V77H76V74H75ZM85 98H86V103H85V105H86V107L88 108V109H90V108H94L93 107V104L91 103V101H89L88 99H87V97L85 96ZM16 99V98H15ZM32 102H34L35 103V105H38V106H41L42 104H40V102H35V100H33V98H32V100H31ZM32 102H30L29 103V106H30V104H32ZM84 103V102H83ZM9 103L7 102L6 104H2L1 106H2V108L0 107V112L1 111H4V110H6L7 109V106H9L8 105ZM28 106V107H29ZM42 106H44V107H42V108H40V109H46V106L45 105H42ZM45 111V110H44ZM64 111H66V109H64ZM128 124H129V122L128 121H126ZM106 123H111V122H106ZM23 125V123H20V126H21V128H22V125ZM5 125H3V124H1L0 123V136H5ZM112 127V126H111ZM21 128H20V130L18 131V134H19V137H20V140H19V144L17 145V147H19L20 149H21V152L23 151V150H25L26 149V146H29V145H31L32 143L30 142V139H28L25 135H24V133H23V131L21 130ZM115 128V127H114ZM58 129V128H57ZM54 135V134H53ZM52 135V136H53ZM51 136V137H52ZM50 137V138H51ZM50 138L46 141V143H44V145H42L39 149H38V151L36 152V154L34 155V157H33V161L37 158V156L40 154V152L41 151H43L46 147H47V144H48V142H49V140H50ZM39 144V143H38ZM33 145V144H32ZM31 145V146H32ZM31 146H29V147H31ZM21 152L17 155V156H20L21 155ZM12 154H13V151L11 150V148H9V146L6 144V142H4V141H2V142H0V155H2L3 157H4V160L3 159H1V162L3 161L4 162V164H5V167H7V169H8V171H7V176H6V178H5V180H4V182L0 185V192L1 191H3L4 189H7V187L11 184V182H12V179H13V174H14V161H13V156H12ZM16 156V155H15ZM129 159H130V157H129V151H128V149H127V152H126V157H125V163H124V166H123V169H122V171H121V173H120V175H119V177H118V179H117V181H116V183L114 184V185H111V186H109L107 189H105V191L103 192V194H101V195H99L100 196V198L101 199H104V198H106V196H107V194H110V196H112V195H114V194H116L117 192H118V188L120 187V185H121V183L123 182V180L125 179V177H126V173H127V170H128V165H129ZM104 195V196H103Z\"/></svg>","mask_w":264,"mask_h":264},{"label":"crops","instance_id":"obj_5","mask_svg":"<svg viewBox=\"0 0 264 264\" xmlns=\"http://www.w3.org/2000/svg\"><path fill=\"white\" fill-rule=\"evenodd\" d=\"M30 61H31V62H34V63H36V64H42V62H41L42 59H39L38 61H36L35 59H29V62H30ZM71 69H72V68H71ZM34 71H35V73H37V72L39 73V71H37V70H34ZM38 73H37V74H38ZM70 74H71V73H70ZM42 81H43V80H42ZM37 94H39L38 91L35 92V95H37ZM42 104L44 105V103H42ZM45 118H46V117H45ZM45 118H44V119H45ZM11 186H12V187H11L10 190H13V185H11Z\"/></svg>","mask_w":264,"mask_h":264}]
</instances>
